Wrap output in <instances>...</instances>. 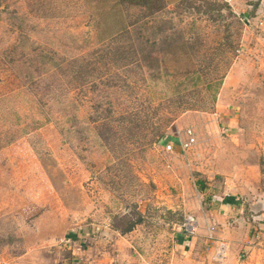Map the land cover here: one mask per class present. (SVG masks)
<instances>
[{
  "label": "rangeland",
  "instance_id": "1",
  "mask_svg": "<svg viewBox=\"0 0 264 264\" xmlns=\"http://www.w3.org/2000/svg\"><path fill=\"white\" fill-rule=\"evenodd\" d=\"M178 1L153 19L175 36L166 57L162 33L145 35L150 14L125 0H0V264L255 256L264 37L223 0ZM128 18L141 27L130 63L134 33L112 38Z\"/></svg>",
  "mask_w": 264,
  "mask_h": 264
},
{
  "label": "trees",
  "instance_id": "2",
  "mask_svg": "<svg viewBox=\"0 0 264 264\" xmlns=\"http://www.w3.org/2000/svg\"><path fill=\"white\" fill-rule=\"evenodd\" d=\"M120 1L124 2V0H120ZM125 1L127 2V4L129 6L133 7L134 9H139L140 8L141 10L143 9V11H145L147 14H150V16L148 18V22L146 23V24L149 25V27L147 28L148 31L147 32L144 31V32H145V35L151 34L150 37L151 38H154L156 36V34L160 31V29H159L160 23L157 24V31H155L156 30V24H155L156 23V20H153V19L154 18H157V16L159 14L164 13L166 6L164 4H162L161 0H125ZM186 1L187 0H180V1H178V3L181 4V3H184ZM119 3L120 2H117L116 5H115V7H118L119 6ZM209 7H213L212 4H210ZM223 7L226 10H228L229 12H231L230 7L228 6V4L224 3L223 4ZM196 10H197V8H196ZM215 11L218 12L217 9H215ZM231 13H230V15H231ZM232 15H234V14H232ZM196 21L197 20H195L193 22V26H194V24H195ZM140 29H141V27H140V23L138 22V19H136L134 21H130V19H129V22L128 23H126L124 21V19H123V21L121 22V24L117 28V33H115V35L112 36V38L119 39V38H122L124 35H127L128 38L131 39V34L134 33L135 38L132 39V40L133 41L135 40V43H133L131 41L132 43H130V45L124 46V48L126 49L127 55H128L127 56V59H126L127 60L126 62H128V63L136 61V55H137V52H138L137 48L139 47V39H138V37H140L139 36ZM159 33H162L159 36H161L162 38L165 39V40H162V43L164 44V48L166 46V49L163 52H164L165 56L168 57V55H170L171 53L172 54L174 53L173 46H172L174 43L171 40V38L172 37H175V36H172V34H171V33H173L172 31L159 32ZM150 42H152L151 43L152 47L153 46L155 47V45H156L155 40H154V42L153 41H150ZM184 42H185V40H184ZM143 44H145V45L148 46V42L147 41L144 42ZM182 45H184V47H181V48H186L187 45H188V42L182 43ZM214 45H215L214 47H216V48L213 50L214 52L211 55H216L217 53L222 52L220 50V48H219L221 46V43L220 42L214 43ZM122 48L123 47L118 48V51H121V54H123ZM132 56L134 58L133 59L134 61H132V59H128V57L131 58ZM218 69H220V68L217 66L214 70L215 71H218ZM166 70L169 73H171V72L173 73L174 72L173 70H171L170 67H167ZM184 73L186 75H189V76H192L195 73L197 74L196 70H193L192 71V69H186L184 71ZM199 73L201 74V71ZM220 76L222 77V75H220L219 71H218V73H216V75H211V77H209L210 79H208V82H207L206 86H209L212 82H215V81L219 80L221 78ZM162 119L163 118H161V120ZM171 120L172 119L168 118L165 121L171 122ZM162 138H163V136L160 138V140Z\"/></svg>",
  "mask_w": 264,
  "mask_h": 264
},
{
  "label": "crops",
  "instance_id": "3",
  "mask_svg": "<svg viewBox=\"0 0 264 264\" xmlns=\"http://www.w3.org/2000/svg\"><path fill=\"white\" fill-rule=\"evenodd\" d=\"M223 1L231 7L232 11L236 15L242 16L244 19V22H246L248 25L254 24L253 26L255 28L259 27L260 32L262 33V36L264 37V0H260L256 8H253L252 0H223ZM249 13H252V16L251 14L249 15ZM235 202H236L235 200H231V199H229L228 201L226 200V202H224L225 204L222 207H220L219 212H222L221 210H224L225 218L228 217L229 212H231V208L234 207L236 204ZM189 222H190L189 225L192 228L193 226L192 219H189ZM263 222H264V219H263ZM249 225H252V224H249ZM259 228H261L260 238L262 239L259 240V242H256L255 240L248 241L249 244L252 245L250 249L251 251L252 250L254 251L255 256L250 253L249 259L247 260L246 264H261L262 262L264 263V223L259 225ZM256 245L259 246V248L256 247ZM235 262H236V259L232 260L228 258L226 261L223 260L222 264H234ZM239 263L242 264V262L240 261Z\"/></svg>",
  "mask_w": 264,
  "mask_h": 264
},
{
  "label": "built area",
  "instance_id": "4",
  "mask_svg": "<svg viewBox=\"0 0 264 264\" xmlns=\"http://www.w3.org/2000/svg\"><path fill=\"white\" fill-rule=\"evenodd\" d=\"M194 140L195 139H194L193 133L191 131H187L186 132V139H185V141H183V142L180 143V146L182 147V150H186L187 148H189L194 143ZM166 149L167 150H171L172 149V146L168 145L166 147ZM222 250L223 249L220 247L218 251L220 252ZM219 252L217 254L216 262H217V264H222L225 257H224V255H221Z\"/></svg>",
  "mask_w": 264,
  "mask_h": 264
}]
</instances>
